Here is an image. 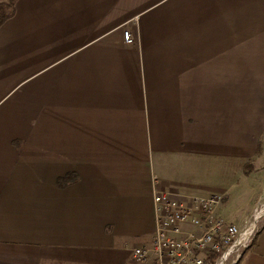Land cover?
I'll use <instances>...</instances> for the list:
<instances>
[{"label": "crops", "instance_id": "1", "mask_svg": "<svg viewBox=\"0 0 264 264\" xmlns=\"http://www.w3.org/2000/svg\"><path fill=\"white\" fill-rule=\"evenodd\" d=\"M263 148L264 0H15L0 25V264L152 240L154 190ZM233 184L204 185L220 216ZM235 264H264V219Z\"/></svg>", "mask_w": 264, "mask_h": 264}, {"label": "built area", "instance_id": "2", "mask_svg": "<svg viewBox=\"0 0 264 264\" xmlns=\"http://www.w3.org/2000/svg\"><path fill=\"white\" fill-rule=\"evenodd\" d=\"M123 35L126 42H133L129 29ZM152 197L155 230L149 244L133 248L138 264H235L264 215L260 199L241 225L228 222L216 211L224 199L222 192L197 195L162 188Z\"/></svg>", "mask_w": 264, "mask_h": 264}, {"label": "rangeland", "instance_id": "3", "mask_svg": "<svg viewBox=\"0 0 264 264\" xmlns=\"http://www.w3.org/2000/svg\"><path fill=\"white\" fill-rule=\"evenodd\" d=\"M261 161L249 164V168L257 166L256 169H250L248 173L242 174L240 172V164L237 163L238 168L236 171V178L231 180H226L223 176H219L220 173L216 172V168L212 166L211 163L205 162L202 166L199 174L196 172L189 173L186 179L191 183V185L186 186L190 193L202 195L207 193L209 187L204 185H214L216 188L212 191H223V183L228 181H234V184L229 188L231 194L225 203H222L219 211L223 215L222 217L228 222L240 224V219L245 215H249L251 205L253 200L261 191V186L264 185L262 180L264 178V148L260 154ZM262 199L261 201H263ZM264 203V202H263ZM264 219V215L259 218L255 232H257L261 220ZM256 234V233H255ZM151 234H147L138 239L130 238L129 244L125 245L120 242V250H98L96 248L92 249H73L70 253L73 254L76 263L72 261V264H138L133 257V248L135 246L143 245V243H150ZM66 251V250H64ZM68 252V251H67ZM120 255V258H117Z\"/></svg>", "mask_w": 264, "mask_h": 264}, {"label": "trees", "instance_id": "4", "mask_svg": "<svg viewBox=\"0 0 264 264\" xmlns=\"http://www.w3.org/2000/svg\"><path fill=\"white\" fill-rule=\"evenodd\" d=\"M15 13V0H0V25ZM71 176L67 175L63 180H68Z\"/></svg>", "mask_w": 264, "mask_h": 264}]
</instances>
